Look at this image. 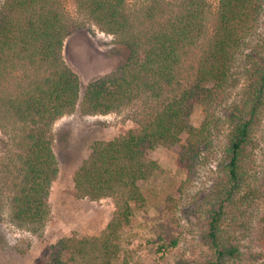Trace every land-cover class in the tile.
Listing matches in <instances>:
<instances>
[{
    "label": "trees",
    "instance_id": "trees-1",
    "mask_svg": "<svg viewBox=\"0 0 264 264\" xmlns=\"http://www.w3.org/2000/svg\"><path fill=\"white\" fill-rule=\"evenodd\" d=\"M77 2L126 49V59L86 83L82 96V77L63 59L65 39L79 25L65 19L56 0H0V82L19 63L49 69L25 94L0 99L2 114L22 126L13 169L17 175L10 180L8 196L11 221L36 232L50 213V189L59 174L52 133L58 118L75 111L107 114L144 97L147 103L158 101L160 108L139 129L96 140L74 176L81 197L120 195L117 213L100 239L62 238L51 245L44 264L92 257L91 264H114L121 251L120 231L131 223L135 209L148 206L146 185L162 170L153 155L158 146L180 147L178 167L189 180L201 159H217L218 176L204 195L208 252L202 264H231L243 257L228 227L247 216L256 200L261 211L252 234L264 250V165L254 187L247 167L264 116V0L218 1L214 33L199 57L194 80L185 86L179 85L178 71L189 48L207 35L206 0H182L177 12L148 32L132 23L125 0ZM162 3L153 0L144 13L150 18L163 13ZM5 202L0 190V219ZM166 205L174 211L177 198L170 193Z\"/></svg>",
    "mask_w": 264,
    "mask_h": 264
},
{
    "label": "rangeland",
    "instance_id": "rangeland-1",
    "mask_svg": "<svg viewBox=\"0 0 264 264\" xmlns=\"http://www.w3.org/2000/svg\"><path fill=\"white\" fill-rule=\"evenodd\" d=\"M218 1L206 0L207 35L183 56L178 71L180 86L191 83L195 78L199 57L214 33ZM181 2L163 0L165 11L153 18L144 13L153 0H125V9L135 27L148 32L177 12ZM55 5L71 25L76 24L80 28L65 39L63 59L82 77V96L86 83L115 69L126 59V49L117 42L115 35L102 30L90 19L79 8L77 0H56ZM261 29L264 31V24ZM48 74L49 69L45 66L19 63L0 82V99L25 94ZM238 88L236 92L241 90ZM145 101L146 98L142 97L128 107L107 114L81 115L75 111L55 121L53 147L59 174L50 189V213L36 232L16 225L10 218V180L17 175L13 169L17 153L20 152L22 126L13 123L0 111V116H4L0 119V190L6 197L0 219V264H44L50 255L51 245L62 238L79 236L100 239L103 236L107 224L119 209L122 197H81L75 188L74 176L89 157L96 140H109L125 135L130 130H137L148 114L160 108L158 101ZM195 115L199 117V109ZM223 134L216 141L217 155L221 153ZM255 135L247 166L249 185L253 187L264 165V116ZM179 152V146H158L155 149L153 155L162 170L146 185L145 191L150 200L148 206L135 209L131 223L120 231L121 251L114 264H202L208 252L203 238L206 225L204 195L218 176L217 159L210 155L207 156L209 158L201 159L189 180L185 171L178 167ZM170 193L178 200L174 211L166 205ZM260 211V204L256 200L247 216L240 217L228 227L232 238L240 242L243 251V257L231 264H259L264 260V250L252 234ZM92 261L93 257L87 260L76 258L70 264H91Z\"/></svg>",
    "mask_w": 264,
    "mask_h": 264
}]
</instances>
